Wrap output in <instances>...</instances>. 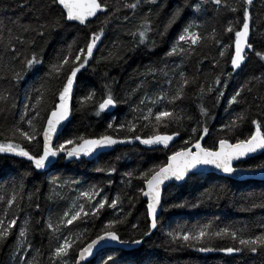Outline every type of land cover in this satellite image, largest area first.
Listing matches in <instances>:
<instances>
[{"label": "trees", "instance_id": "16d2710c", "mask_svg": "<svg viewBox=\"0 0 264 264\" xmlns=\"http://www.w3.org/2000/svg\"><path fill=\"white\" fill-rule=\"evenodd\" d=\"M106 2L111 4L114 9H122L119 13L120 18L113 19L108 25L102 43L94 52L95 59L90 63L89 70L78 77L79 86L75 89L71 102V122L66 125L57 142H62L74 135L103 134L106 131L107 123L113 116L117 117L118 122L132 118L128 105L124 103L119 104L113 112L102 113L99 117L94 114L93 106L82 108L79 102L80 98L89 91L95 90L96 100L99 102L104 94L103 86L109 84L120 100L123 101L131 97L132 102L136 103L144 95V91H138L133 95V90L143 83L144 89L149 94L157 92L159 88L157 82L163 83L166 79L161 70L167 72L174 81L179 80L178 73L180 71L193 81L192 85L186 89L187 98L183 103H179L176 109L181 114V120L178 123L172 122L167 129H162L169 133L179 131L180 136L170 145V149L159 148L149 151L139 143L116 145L113 149L105 151L93 159L53 160L48 169L44 171L33 170L31 163L26 158L0 155V186L4 183L10 186L13 181H20L23 178L22 215L18 220V225L25 217H31L32 228L27 236V242L31 243L32 248L29 250L27 258L36 256L38 251L37 264H52L50 261L51 251L57 246V237L60 235V233L53 234L46 230L44 222L51 219L54 225L57 224L63 212L71 207L78 195L71 187H65L58 189L59 197H54L49 183L53 177H60L63 181H81L82 188L85 189L89 185H99L104 188L105 194L109 197L120 193L123 198L124 213H130L127 215L126 223L120 226L121 237L124 240L139 239L140 234L148 231L149 228L147 200L138 192V189L143 187L142 182L137 178L140 171L166 162L171 151L181 148L183 141L192 136L191 128L198 124L201 127L204 123L207 124L209 135L202 143L206 147H212L217 139L224 135L218 129L235 113L246 111L249 118L233 133V142L236 138L248 137L254 131L251 120L264 121V61L256 57L254 53L249 54L250 58L243 71L231 78L227 75L232 71L228 53L226 52L223 58L219 57L220 49L211 39H206L191 55L184 57L167 55L182 28L189 21L200 24L202 27L199 30L209 36L213 29L217 33H223V29L229 21L234 24L238 23L239 14L227 13L223 9L217 11L211 4L207 5L206 10L199 14H195L192 8L186 7L181 20L169 28L162 37L159 33L164 31V25L168 23L171 14L177 7L184 5L185 0H143L135 14L122 8L124 0H106ZM187 2L194 3L196 0H187ZM225 2L239 6V0H225ZM251 11L253 23L251 24L250 42L257 51L264 52V0H254ZM124 15L129 17L128 20L123 19ZM146 16H150L153 25L149 36L150 42L146 47H137L130 33L137 30L140 21ZM103 19V16L100 19L93 18L87 28L76 24L68 26L63 23L61 9L54 6L52 0H0V47L8 43L10 36L24 55H30L33 51L43 54L45 65H47L67 45L71 44L76 48L86 44V35L90 31L98 30L102 26ZM57 24L61 26L56 27ZM40 25H48L46 29H43L45 31L43 36L37 34L42 30ZM17 37L22 38L25 43L20 45ZM229 37L231 34H223V44L232 43V39ZM31 41L35 42L34 47L30 45ZM117 52L124 57L119 63L107 62L102 59L109 53ZM0 59L6 63L10 58L0 52ZM98 61L99 63H97ZM21 67L20 62L15 64L16 70ZM151 69L156 70V75L150 74ZM174 73L177 74L173 75ZM42 74L43 71L40 75ZM5 75L4 71H0V90H10L12 101L6 112H0V134H2L0 139L8 135L7 129L12 126L15 119H18L17 110L22 107L26 90L33 85L39 87L40 84L35 76H29L26 83L21 82L19 85H15L9 79H5ZM217 76L221 77L220 87L225 93L219 103L216 100L218 92L202 97L198 95L199 85L214 86ZM253 77L256 79L248 85L251 92L245 90L241 97V104L234 105L225 111L228 108L227 100L235 90ZM225 79L228 81L226 88L223 87ZM46 83L49 94L43 98V103L40 106L42 114L47 113L55 101V97L58 96L57 89L60 87V82L56 79H51ZM201 104L208 111L207 117L200 113ZM43 122V120L37 122L38 129L41 128ZM140 134L151 133L150 130L145 129ZM198 138V135L192 136L193 141ZM28 147L30 151H37L35 146ZM259 163H264V153L241 161L235 166L247 169L255 167ZM112 167L116 169V172L111 175L107 172L96 171L97 168ZM128 172L134 173L130 184L128 183L129 178L125 176V173ZM205 189L216 190L211 200L201 197ZM2 194L3 192L0 191V195ZM262 194H264V179L257 178L237 180L216 173H198L186 184L172 183L163 190L164 200L167 201L166 209L168 205L172 204L184 202L194 204L198 198H202L204 203L198 208H172L164 211L160 216L161 227L155 230L151 236L144 238V243L140 246L139 251L132 253L125 250L122 253L120 249L108 248L98 253L90 262L91 264H103V260L108 255H113L142 262V264H264V256L241 257L236 255L230 257L219 251L201 253L195 248L171 242L167 236L170 228L191 227L197 223L205 224L215 221L219 227L229 223L241 227L245 224L264 221V209L254 208L251 211H244L249 203V196L259 197ZM217 195H219V199L216 198ZM30 197L31 199H29ZM129 197H135V199L130 203ZM36 204H39V209L36 208ZM112 216L111 210H107L94 221H77L66 229L62 228L61 231L64 236L70 235L73 240H77L78 245L82 247L100 233L103 224ZM133 224L138 226L137 229H132ZM231 244L232 242L229 240L213 239L207 243V246L219 248L231 246ZM15 246V235L10 236L6 242L0 243V264H14ZM25 247L27 248V243ZM78 251L79 248L68 258V264H72ZM19 255H24V253L20 252Z\"/></svg>", "mask_w": 264, "mask_h": 264}, {"label": "snow or ice", "instance_id": "6c2138e0", "mask_svg": "<svg viewBox=\"0 0 264 264\" xmlns=\"http://www.w3.org/2000/svg\"><path fill=\"white\" fill-rule=\"evenodd\" d=\"M54 6L61 9V18L64 25L76 24L87 28L92 23V18L104 19L101 21L102 26L98 30L90 31L86 35V44L74 48L69 44L57 55L53 61H49L45 65L43 54L35 51L30 55H24L9 36L8 43L0 47V52L10 59L5 63L0 59V71L6 73L5 79H9L13 84L19 85L21 82L26 83L29 76H35L40 84L39 87L33 85L26 90L22 107L17 110L18 119H15L12 126L7 129L8 135L0 139V155H8L19 158H26L32 165L33 170H47L53 160H81L84 158L93 159L99 154L113 149L116 145H135L139 143L145 146L146 150L155 151L156 149H170V145L180 136L179 131L171 133L163 131L167 129L172 122H179L181 114L177 112L179 103H183L187 98L186 89L189 88L193 81L180 71L178 73L179 80L174 81L168 76L167 72L163 73L166 78L163 83L159 81L157 92L149 94L144 89L143 83L133 90V95L143 90L144 95L140 97L138 102L133 103L131 97L120 100L113 92L109 84L103 86V97L97 102L95 90L89 91L80 98L81 107L93 106L94 114L99 117L102 113H110L111 110L117 108L121 103L127 104L129 107L131 119L117 121V117L113 116L107 123L106 131L100 135L84 136L74 135L71 138L57 142L67 123L71 122L72 117V98L75 89L78 88V77L89 70L90 63L95 59L94 52L98 49L102 39L106 34V28L113 19H119L121 8H113L106 0H52ZM143 0H124L122 8L135 14L140 8ZM211 4L215 10H225L227 13L239 14L238 23L228 22L223 29V33H217L212 30L209 36L204 35L199 29L202 27L195 21H189L177 36L175 42L167 53L168 56L184 57L195 53L206 39H211L216 46L219 47V57L223 58L226 52L229 55L230 67L232 69L227 75L231 78L233 75H239L246 66L249 54L254 53L256 57L264 61V52L257 51L250 42L251 24L253 23L252 7L254 0H239V6L230 5L225 0H196L194 3H188L177 7L171 14V17L164 31L159 34L163 37L167 30L181 20L184 8H192L195 14L202 13L206 10V6ZM128 16L124 15L123 19L128 20ZM61 25L57 24L56 27ZM48 25H40L42 29L37 34L45 35ZM152 20L150 16H146L140 21L137 30L130 33L137 47L147 46L149 44V36L152 31ZM231 34L232 43L223 44V34ZM138 38V39H137ZM20 45L25 41L17 37ZM34 47L35 42H29ZM154 44V42H152ZM107 62H121L124 57L119 53H109L107 57H103ZM20 62L22 67L16 70L15 64ZM99 63V61L97 62ZM179 67V66H177ZM43 71V74L40 73ZM95 71V69H93ZM150 74L156 75V70L151 69ZM174 73L173 75H176ZM107 76V74H105ZM51 79L60 82L57 89L58 96L46 114H42L40 106L43 98L48 95L47 83ZM256 79L250 78L241 84L234 94L227 100L228 111L234 105L241 104L242 94L247 90L251 92L248 85ZM227 79L223 81V87H227ZM222 80L217 76L214 86L199 85V96L218 92L217 103L224 98V90L220 87ZM10 90H0V112H6L8 105L11 103ZM200 113L207 117L208 111L201 104ZM246 111L235 113L226 123L222 124L219 132L224 135L220 136L212 147H206L202 143L205 137L209 135V128L206 123L201 127L199 124L191 128L192 136L198 135V139L193 141L192 136L183 141V146L178 150L171 151L167 156L166 162L160 165H154L144 171H140L138 179L142 182L143 187L138 189L140 196L146 198L147 218L149 222L148 231L140 234L139 239L124 240L119 232L120 226L124 225L127 215L124 213L123 198L120 193L114 197L105 194L104 188L99 185H89L86 189L82 188V182L78 180L63 181L60 177H53L49 182L51 192L54 197H59L58 189L71 187L78 193L76 201L71 207L63 212L57 224H53L51 219L45 221V229L51 233H60L57 237V246L51 251L50 261L52 264H68V258L79 248L78 255L72 261V264H91L89 258L94 257L99 246L104 244H113L120 247L121 252L129 250L132 253L139 251L140 246L144 243V238L151 236L155 230H158L162 221L160 216L166 210L172 208H198L203 203L202 198H198L194 204L188 202L168 205L163 197V189L167 183L178 182L186 184L193 176L201 173L203 169L212 167L223 173L226 177L231 178L237 173L255 174L259 171L264 176V163H259L255 167L247 169L238 168L234 163L250 157L252 154L264 153V121L251 120L254 131L244 138H236L233 142V133L241 124L248 119ZM189 119H191L189 117ZM43 120L41 128H37V122ZM148 129L151 134L141 135L140 133ZM2 135V134H0ZM28 146H35L37 151L29 150ZM97 172H107L111 175L116 172L112 168H97ZM134 173H125L128 177V183H131ZM20 181H13L9 186L4 183L0 186V243L6 242L10 236H16V246L13 251L14 264H37L39 252L30 259L29 250L32 248L31 243L27 242V236L32 228L31 217H25L18 225V220L22 215L21 200L23 198L24 185ZM216 190L205 189L201 197L208 200L213 198ZM219 199V195L216 196ZM31 199V197L29 198ZM131 203L135 197H129ZM260 202L257 203L256 201ZM248 205L244 211H251L254 208L264 209V194L259 197L249 196ZM39 209V204H36ZM111 210L113 216L107 220L101 228L95 239L85 246H79L77 240H73L71 236H64L61 229H66L74 222H85L98 219L103 212ZM132 229H137V225L133 224ZM18 229V230H17ZM16 230V231H14ZM167 236L171 242L181 244L188 248H195L201 253H210L219 251L226 256L241 257L247 255L264 256V221L252 224H245L237 227L234 223L225 224L219 227L217 222L210 221L205 224H195L191 227L178 226L170 228ZM213 239L229 240L231 246L213 248L207 246L209 241ZM27 243V248L25 244ZM197 245H199L197 247ZM23 252L24 255H19ZM103 264H142V262L123 259L121 256L108 255Z\"/></svg>", "mask_w": 264, "mask_h": 264}, {"label": "water", "instance_id": "95a60500", "mask_svg": "<svg viewBox=\"0 0 264 264\" xmlns=\"http://www.w3.org/2000/svg\"><path fill=\"white\" fill-rule=\"evenodd\" d=\"M93 19V18H92ZM115 109H113V110H111V112H113ZM68 124V123H67ZM66 124V125H67ZM66 127V126H65ZM259 153H261V152H257V153H254V154H252L250 157H253V156H256L257 154H259ZM250 157H248V158H250ZM248 158H245V159H243V160H241V161H244V160H246V159H248ZM241 161H237V162H235L234 163V166H235V164H237V163H239V162H241ZM236 167V166H235ZM239 168V167H238ZM201 173H205V174H207V173H216V174H220V175H224L223 173H221V172H219L218 170H215L214 168H212V167H207V168H205V169H203L202 170V172ZM232 178L233 179H237V180H243V179H247V178H257V179H264V176H261L260 174H259V171H257L255 174H250V173H237L236 175H234V176H232ZM171 183H176V184H180V183H178V182H170V183H167L166 184V186H168L169 184H171ZM165 186V187H166ZM164 187V188H165ZM164 190V189H163ZM146 199V198H145ZM96 238V237H95ZM95 238H93V239H95ZM91 241H89L88 243H90ZM87 244V243H86ZM85 244V245H86ZM84 245V246H85ZM108 248H113V249H120V247L118 246V245H113V244H104V245H101V246H99V249L96 251V254L94 255V257L98 254V253H100L101 251H103V250H105V249H108ZM77 255H78V253H77ZM94 257H90L89 258V260L91 261Z\"/></svg>", "mask_w": 264, "mask_h": 264}, {"label": "bare ground", "instance_id": "6f19581e", "mask_svg": "<svg viewBox=\"0 0 264 264\" xmlns=\"http://www.w3.org/2000/svg\"><path fill=\"white\" fill-rule=\"evenodd\" d=\"M171 184H172V183H171ZM169 185H170V184H169ZM166 187H167V186H166ZM166 187H165V188H166Z\"/></svg>", "mask_w": 264, "mask_h": 264}]
</instances>
